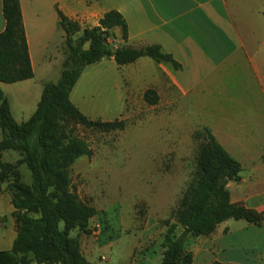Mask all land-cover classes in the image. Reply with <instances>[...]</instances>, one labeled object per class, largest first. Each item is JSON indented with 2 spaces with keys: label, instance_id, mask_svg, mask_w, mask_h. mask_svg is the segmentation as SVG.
<instances>
[{
  "label": "crops",
  "instance_id": "1",
  "mask_svg": "<svg viewBox=\"0 0 264 264\" xmlns=\"http://www.w3.org/2000/svg\"><path fill=\"white\" fill-rule=\"evenodd\" d=\"M19 2L34 78L0 83L14 119L15 106L20 115L34 110L25 121L15 119L17 123L27 122L35 113L44 86L53 83L49 79L56 64H63L65 59L60 14L84 30L97 27L107 13L118 12L126 21L128 39L124 41L122 29L115 28L109 39L112 48L157 45L181 69L148 57L125 66H119L114 58L103 59L84 69L70 99L90 120L124 123L121 130L101 133L103 140H115L111 157L117 162L116 172H128L135 175L134 181H143L144 176L156 172L158 161L176 153L178 142L183 139L192 143L197 132L208 129L242 166L241 181L228 185L231 202L264 216V0ZM5 29L0 0V34ZM149 90L157 93L158 104L146 103L144 95ZM137 151H145L149 157L141 160ZM101 169L93 150L91 156H83L69 167L72 185H76L75 173L92 175ZM89 185L98 189L95 183ZM6 186L0 192V252L11 251L17 237L15 209ZM134 187L137 185L121 184L118 194L109 193L100 202L79 192L80 200L96 211L90 223L92 234L80 239L82 253L89 262L106 245L128 234V229L137 228L132 202L126 218L118 204V200L135 195L129 194ZM75 188L83 189L78 185ZM167 191L166 203L174 191L171 184ZM159 198L158 194L154 196L156 207L141 205L146 225L144 230L133 231L139 238L124 251L126 264L162 263L166 228L161 226L165 211H161ZM152 221L157 233L146 237ZM152 241L160 245L159 252L155 257H138L136 262L135 254L139 255ZM186 250L192 253V264H264V224L230 219L209 237L189 236Z\"/></svg>",
  "mask_w": 264,
  "mask_h": 264
},
{
  "label": "trees",
  "instance_id": "2",
  "mask_svg": "<svg viewBox=\"0 0 264 264\" xmlns=\"http://www.w3.org/2000/svg\"><path fill=\"white\" fill-rule=\"evenodd\" d=\"M6 29L0 34V83L15 84L34 78L19 0H3ZM65 32V59L58 83L44 86L35 113L22 124L15 121L8 100L0 88V192L4 185L15 209L17 237L11 251L0 252V264H92L81 250L79 235H91L96 211L85 205L75 192L69 167L93 150L88 141L75 135L79 127L99 133L124 128L122 121H93L71 102L70 94L84 69L103 59L114 58L125 66L148 57L157 63H171L181 69L171 55L157 45L113 49L109 44L115 28L123 40L128 27L123 16L107 13L97 27L82 30L60 14ZM144 99L156 105L159 97L149 90ZM197 151L194 172L178 207L163 222L166 232L161 247V264H192L186 250L189 236L209 237L230 219L264 224V216L231 202L228 185L241 181L242 166L213 137L208 129L195 135ZM13 151L21 159L3 162V154ZM26 165L32 183L22 181L20 167ZM77 232L75 237L71 236Z\"/></svg>",
  "mask_w": 264,
  "mask_h": 264
},
{
  "label": "rangeland",
  "instance_id": "3",
  "mask_svg": "<svg viewBox=\"0 0 264 264\" xmlns=\"http://www.w3.org/2000/svg\"><path fill=\"white\" fill-rule=\"evenodd\" d=\"M113 48L115 49V46ZM62 70V64L57 63L49 81L55 84L58 83L61 78ZM17 108L18 107L15 106L14 113L15 119L18 122L27 120L29 115L34 111L24 112L23 115H20ZM75 135L88 141L92 150L96 151V157H98L99 165H101L102 168L97 174L85 175L83 173H75L73 175V181L76 183V185H73V188L79 197L80 192L81 196H86V198L90 199L91 201L95 200L97 202H100L103 201L105 196H107L109 193L113 195L118 194L120 192L118 187H120L121 184L122 186L123 184H132L133 186L137 185V188L134 187L129 191V194L133 195L135 193V195L129 197L130 199L128 198L118 200L121 215L124 218L128 217L127 213L130 212L129 209L132 202V209L134 213L133 219L135 222L134 225H136L137 228L134 229V227H129L130 229H128V234H123L120 240L111 245H106L104 249L95 253L90 260L93 264H126V253H124V251L129 249V246H132L133 243L137 242L139 238L138 233L133 231L144 230L146 225V216L141 213V205L149 204L150 206L152 205L153 207H156L157 205H155L154 196L158 194L161 197L159 198V205L162 209L161 211H165V215L162 221L164 222L171 217L172 212L178 207V204L182 198V194L185 192L192 180L197 143L194 140L191 143L182 139L181 142L177 143V149L174 155H171L169 158H166L164 160L158 161L156 172L153 175H149L148 177L144 176L143 181H134L135 175L128 172L125 174L116 172L119 171L118 165L114 158L111 157L114 154V151L111 149V147L113 146V141L115 140H103L101 138V133L89 129H84L82 127H79L77 129ZM1 139L2 131L0 128V140ZM137 152L141 160L147 159L149 157V153L145 151ZM19 158L20 156L18 153L8 151L4 153L3 161L6 163H13ZM146 162L147 160L143 161V164H145ZM19 170L22 175V181L27 184H31L32 176L27 166L23 165ZM90 183H95V185L98 186V189L94 186L93 190V187L89 185ZM169 184L173 186L174 191L171 193V195L169 196V200L166 203V198L168 197L167 187L169 186ZM77 185L78 187L80 186V188H83L82 191H79V189L75 188ZM125 195H127V193H125ZM161 226L162 228H166L163 223L161 224ZM157 230L158 228L156 227L155 222H150V229L146 233V237L150 235L155 236ZM76 235L77 232H73L71 234V236L73 237H75ZM79 236L81 239L82 235ZM145 246L147 248L144 247V249L139 252V255L135 254V261L138 259V257H155V255L160 250V245L154 243L153 241L152 245L150 244L148 246V244H146ZM103 257L108 261L104 262L105 260H103Z\"/></svg>",
  "mask_w": 264,
  "mask_h": 264
}]
</instances>
